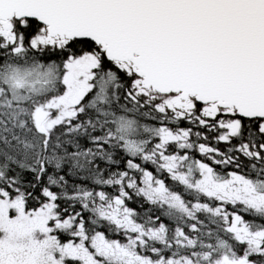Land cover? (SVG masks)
<instances>
[{"label": "snow or ice", "instance_id": "6c2138e0", "mask_svg": "<svg viewBox=\"0 0 264 264\" xmlns=\"http://www.w3.org/2000/svg\"><path fill=\"white\" fill-rule=\"evenodd\" d=\"M0 264H264V0H0Z\"/></svg>", "mask_w": 264, "mask_h": 264}]
</instances>
